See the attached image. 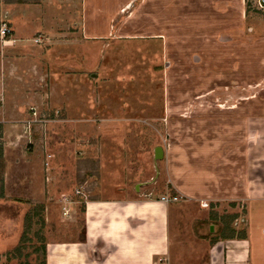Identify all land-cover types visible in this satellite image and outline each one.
<instances>
[{"label": "rangeland", "instance_id": "1", "mask_svg": "<svg viewBox=\"0 0 264 264\" xmlns=\"http://www.w3.org/2000/svg\"><path fill=\"white\" fill-rule=\"evenodd\" d=\"M193 1L197 15L185 17L189 2L177 0L180 27L172 26L169 34L167 17L151 18V0H133L114 20L123 25L120 31L92 38L79 26L83 0H0V26L10 29L5 40L0 36V264L44 263L43 246L68 223L61 203L86 188L72 191L88 176L90 159L105 188L123 183L125 175L131 184L133 174L142 180L153 175L155 182L160 176L158 191L166 162L189 159L207 140L235 136L239 145L220 150L218 169L236 167L240 191L251 185L249 176L264 187V161L250 158L245 129L250 113L264 117V71L252 67L251 18L241 15H250L256 0H202L199 8ZM159 25L163 36L157 35ZM230 120L231 130L218 124ZM80 123L104 129L87 130ZM89 144L99 159L112 162L101 166L99 159H84L82 146ZM157 146L164 149L161 159H154ZM38 160L43 170L31 172L37 183L29 189L25 174ZM78 170L86 174L78 177ZM81 196L85 201L88 195ZM220 203L229 205L220 215L236 236L245 232L241 218L251 219L253 250H260L264 206L247 210L241 200ZM237 203L235 220L228 212ZM52 205L56 209L46 210ZM54 211L62 217L54 219ZM259 252L264 261V250Z\"/></svg>", "mask_w": 264, "mask_h": 264}, {"label": "crops", "instance_id": "2", "mask_svg": "<svg viewBox=\"0 0 264 264\" xmlns=\"http://www.w3.org/2000/svg\"><path fill=\"white\" fill-rule=\"evenodd\" d=\"M132 1L83 0V20L81 24L78 23L81 32L86 37L103 38L115 30L120 31L123 25L118 26L119 24L114 20ZM145 1L141 0L143 3ZM192 1L188 0V9L187 6L184 8L185 17L197 15V10L191 8ZM151 2L153 10L151 18L159 19L161 15L167 17L172 25L168 22L166 34H169L172 26V30L176 31L180 27L176 26L175 19L181 17V11L176 9L179 1L151 0ZM193 2L199 3L198 8L203 4L202 0ZM89 3L93 4L91 10L87 9ZM199 15L201 16V13ZM241 15L245 19L251 18L249 28L251 50L254 51L253 56L256 60L252 67H261L264 71V12L260 11L257 5H253L250 15L243 10ZM155 26L156 23H153L152 27ZM156 32L157 35L163 36L164 32L160 29V25ZM260 109L263 110L261 107L257 110ZM254 119L256 118L251 117L250 113L245 121L246 145L251 153L250 158L264 161V117L256 121ZM232 122L230 120L229 124H224L222 121L218 124L223 130H231L235 126L231 124ZM80 126L87 130L104 129L102 124L80 123ZM153 129H157L156 125ZM223 136L226 138V135ZM232 138L230 141L219 138L216 141L207 140L204 142L207 144L203 145L200 152L193 155L191 151L189 159L187 157L181 160L182 156H180V163L177 160V162L173 160L166 162L165 173L163 166L160 171L164 175L163 187L158 191L154 186L159 182L160 176L155 182L152 179L153 175L142 180L141 176L136 177L137 175L133 174L135 182L132 184L127 179L129 176L125 175L123 183H108V187L105 188L99 168L94 171L92 169L95 167L93 159L90 158H94L95 161L99 159L95 146L83 145V149L87 152L84 159H90L87 161L90 164L89 172H87L88 176H84L86 173L76 171L78 177L81 174L84 177L81 182L73 186L72 191L75 192L80 185L87 184V186L80 194L73 193L71 200L61 203L60 208L63 211L64 207L69 210V216L62 213L65 217L64 222L68 221V223L66 227L57 229L47 241L43 262L45 264H264L263 253L259 252L264 250V243H261L260 250H253L252 237L250 238L251 219L241 218L245 232L241 236H236L231 223L220 215L221 209L229 206L225 203L218 204L223 200H241L247 210L251 209L252 204L259 210L264 206V187H258L256 178L252 179L249 176L251 185L240 191L238 169L232 166L228 167V170L217 167L216 160L222 155L219 153L220 150L222 152L224 146L239 145L238 138L235 136ZM99 161L101 166L102 163L112 162L104 155H101ZM39 163L40 160L27 168L25 175L28 180L25 179L24 184H27L29 189L35 188L37 183L35 177L30 176L31 172L43 170ZM35 164L37 165L34 167ZM37 176L39 178L43 174ZM171 190L175 194H170ZM82 194L88 195L85 201L81 199ZM168 195H179L181 199L177 202H165L161 199ZM202 202H207L208 206L212 205L211 211L208 206H203ZM47 208L56 209L53 205L46 206V210ZM238 209L239 203L235 206L230 205L231 213L228 214L232 215V219L238 218L235 215ZM62 216L55 211L53 213L54 219ZM225 225L227 229L224 232ZM197 226L198 232L196 230L191 232L190 229ZM260 233H263V229Z\"/></svg>", "mask_w": 264, "mask_h": 264}, {"label": "built area", "instance_id": "3", "mask_svg": "<svg viewBox=\"0 0 264 264\" xmlns=\"http://www.w3.org/2000/svg\"><path fill=\"white\" fill-rule=\"evenodd\" d=\"M256 3H257L259 8H263L264 9V0H256ZM9 33H10V29H9L7 23H2L1 26H0V36H1V38L5 40V37ZM80 193H81L80 190L76 191V194H80ZM161 199L163 201H165V202H177V201H179L181 199V196H179V195H168V196H163ZM68 200H69V198L65 199L66 202ZM202 205L203 206H208V203L207 202H202ZM68 212H69V210L64 207V214L66 215V214H68Z\"/></svg>", "mask_w": 264, "mask_h": 264}, {"label": "water", "instance_id": "4", "mask_svg": "<svg viewBox=\"0 0 264 264\" xmlns=\"http://www.w3.org/2000/svg\"><path fill=\"white\" fill-rule=\"evenodd\" d=\"M164 155V149L161 146L155 148V159H161Z\"/></svg>", "mask_w": 264, "mask_h": 264}, {"label": "trees", "instance_id": "5", "mask_svg": "<svg viewBox=\"0 0 264 264\" xmlns=\"http://www.w3.org/2000/svg\"><path fill=\"white\" fill-rule=\"evenodd\" d=\"M41 211H43V208H42V210ZM26 219H27V224L30 226L31 225V215H30V213L29 214H27V217H26ZM226 223V222H225ZM225 228H224V232L226 231V225L224 226ZM229 229V228H228ZM232 228H230V230H231ZM233 230V229H232ZM228 231V230H227ZM234 231V230H233ZM18 248H19V246L18 247H16L15 249L16 250H18ZM43 250H44V254H45V250H46V247L45 246H43ZM45 264V263H44Z\"/></svg>", "mask_w": 264, "mask_h": 264}]
</instances>
